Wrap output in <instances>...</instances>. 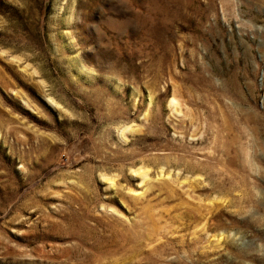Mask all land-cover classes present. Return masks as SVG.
Masks as SVG:
<instances>
[{
  "label": "rangeland",
  "instance_id": "rangeland-1",
  "mask_svg": "<svg viewBox=\"0 0 264 264\" xmlns=\"http://www.w3.org/2000/svg\"><path fill=\"white\" fill-rule=\"evenodd\" d=\"M0 264H264V0H0Z\"/></svg>",
  "mask_w": 264,
  "mask_h": 264
},
{
  "label": "bare ground",
  "instance_id": "bare-ground-1",
  "mask_svg": "<svg viewBox=\"0 0 264 264\" xmlns=\"http://www.w3.org/2000/svg\"><path fill=\"white\" fill-rule=\"evenodd\" d=\"M170 103H172V102H170ZM128 129H129V128H128ZM138 174H139V176H140V182H142V183H146L147 180H148V177H147L146 172H145V171H144V172H139ZM111 182H112V181H111ZM111 182H109V185L112 184Z\"/></svg>",
  "mask_w": 264,
  "mask_h": 264
}]
</instances>
